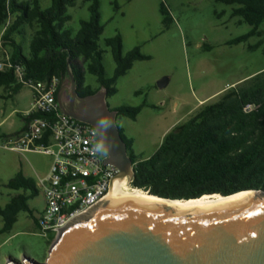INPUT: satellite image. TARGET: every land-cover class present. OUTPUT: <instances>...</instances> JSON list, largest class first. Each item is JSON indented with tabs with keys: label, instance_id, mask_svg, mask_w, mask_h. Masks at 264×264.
<instances>
[{
	"label": "trees",
	"instance_id": "obj_1",
	"mask_svg": "<svg viewBox=\"0 0 264 264\" xmlns=\"http://www.w3.org/2000/svg\"><path fill=\"white\" fill-rule=\"evenodd\" d=\"M85 1L91 3V18L81 21V29L74 35L66 27L72 20L68 11L75 6L74 0H51L46 9L40 0H0V26L14 18L2 36L4 45L11 50L9 59L13 66L0 70V88L7 89L9 97L22 89L17 85V67L26 78L37 81L58 77L61 87L66 81L72 84L74 75L79 97L105 89L109 98L118 93V80L127 75L136 62L151 59L141 52V46L124 54L123 38L117 34L105 40V48L111 50L116 64L113 76L107 77L106 50L100 45L105 31L99 12L100 0ZM215 1L231 7V18H240L241 23L251 27L248 33L226 45L237 46L259 38L257 44L249 45V50H262L264 54V0ZM161 14L163 24L168 27L171 18L164 5ZM25 27L36 28L27 53L16 40L17 35H25ZM87 75L97 77L98 89L87 84ZM253 104L259 108L245 113L244 108ZM146 106H121L111 110L117 111L118 118L136 120ZM29 119H25L27 123ZM120 132L133 160L132 186L135 189L172 200H191L212 194L228 197L251 190L264 192V71L227 89L218 101L204 105L188 121L176 125L151 157L135 155V139L128 137L121 127ZM6 187L18 194L6 206H0L3 220L0 235L13 230L20 213L33 215L29 202L39 195L37 182L23 172L12 178Z\"/></svg>",
	"mask_w": 264,
	"mask_h": 264
},
{
	"label": "rangeland",
	"instance_id": "obj_2",
	"mask_svg": "<svg viewBox=\"0 0 264 264\" xmlns=\"http://www.w3.org/2000/svg\"><path fill=\"white\" fill-rule=\"evenodd\" d=\"M40 1L44 9L51 5V0ZM74 1L75 6L68 11L72 20L66 27L75 35L81 29V21L91 18V3ZM162 5L171 18L168 27L163 24ZM231 10L215 0H100L99 12L105 26L100 45L106 50L107 77L113 76L116 64L111 50L105 48L106 39L120 34L124 54L141 46V52L151 57L136 62L133 69L118 80V93L107 98L110 109L147 104L136 120L117 118L126 135L135 139V155L151 157L176 125L188 121L204 105L218 101L224 89L235 87L264 71L262 50H249V45L257 44L259 38L237 46L226 45L251 29L248 24L241 23L240 18H231ZM221 13L225 14L219 17ZM13 20L0 26L1 62L11 55L2 36ZM35 29L25 27V35L16 36L26 53ZM164 78L169 82L161 89L158 83ZM86 82L93 89L99 88L95 76L87 75ZM64 85L70 92V82L66 81ZM22 89L15 97L0 99V108L5 111L4 115L0 114V123L5 120L4 131L18 128L21 120L17 113L30 105L32 91ZM3 93L8 95L9 91L1 88L0 94ZM202 101L205 103L201 104ZM51 165L52 158L48 155L12 152L0 147V206H6L18 194L6 185L19 172L39 182L49 175ZM29 204L33 215L20 213L13 230L0 235V264H6L11 257L21 260L23 255L44 262L56 240L57 236H45L37 225L45 206L42 191ZM2 227L0 216V230Z\"/></svg>",
	"mask_w": 264,
	"mask_h": 264
},
{
	"label": "water",
	"instance_id": "obj_3",
	"mask_svg": "<svg viewBox=\"0 0 264 264\" xmlns=\"http://www.w3.org/2000/svg\"><path fill=\"white\" fill-rule=\"evenodd\" d=\"M71 81L69 102L65 86L58 95L62 111L97 129L107 164L119 170L115 180L133 181V160L107 91L81 98L74 75ZM168 82L162 79L159 88ZM245 192L172 200L111 189L102 205L58 233L44 262L23 255L6 264H264V192Z\"/></svg>",
	"mask_w": 264,
	"mask_h": 264
},
{
	"label": "built area",
	"instance_id": "obj_4",
	"mask_svg": "<svg viewBox=\"0 0 264 264\" xmlns=\"http://www.w3.org/2000/svg\"><path fill=\"white\" fill-rule=\"evenodd\" d=\"M12 66L9 58L0 62V70ZM15 72L17 85L32 91L31 107L24 113L30 119L19 133L4 134L0 130V147L52 158L50 174L37 183L45 200L37 225L45 236H57L73 221L102 205L100 201L118 183L115 178L119 170L107 164L108 155L97 129L62 111L58 100L61 89L58 77L37 81L26 78L20 67ZM258 108V105H248L244 112ZM132 182L127 178L125 189L136 190Z\"/></svg>",
	"mask_w": 264,
	"mask_h": 264
},
{
	"label": "crops",
	"instance_id": "obj_5",
	"mask_svg": "<svg viewBox=\"0 0 264 264\" xmlns=\"http://www.w3.org/2000/svg\"><path fill=\"white\" fill-rule=\"evenodd\" d=\"M1 89V88H0ZM5 89V88H4ZM23 89H21L19 92H17L16 94H14L12 97H15L16 95H18L21 91H22ZM227 89H224L222 92H225ZM9 95V94H8ZM8 95H5L4 93L3 94H0V99L2 98V99H8V98H12V97H9ZM32 97V96H31ZM31 103H32V98H31V100H30V105H29V107L26 109V110H24L23 112H20V113H17V116L20 118V120H21V124L18 126V128H16V129H14V130H11V131H4V130H2V127H3V125H4V123H5V120H3V122H1L0 123V130H1V132L2 133H4V134H15V133H19V132H21V131H23L25 128H26V126H27V122H26V117L24 116V113L26 112V111H28L29 109H30V107H31ZM205 102L204 101H202L201 102V104H204ZM4 113H5V111L2 109V108H0V114L1 115H4ZM51 170V169H50ZM50 174V173H49ZM47 177V176H46ZM45 177V178H46ZM31 178V177H30ZM37 183H38V181H36Z\"/></svg>",
	"mask_w": 264,
	"mask_h": 264
},
{
	"label": "bare ground",
	"instance_id": "obj_6",
	"mask_svg": "<svg viewBox=\"0 0 264 264\" xmlns=\"http://www.w3.org/2000/svg\"><path fill=\"white\" fill-rule=\"evenodd\" d=\"M127 186L125 185V181H118V183L114 186V188L113 189H118V188H123V189H125ZM134 191H136L137 193H139L140 195H144V196H149V197H153V198H158V197H155V196H153V195H151V194H148L147 192H144V191H142V190H139V189H136V190H134ZM256 193L255 192H245V195L246 196H253V195H255ZM217 198H222L221 196H218V195H216V196H212V197H210V196H204V197H202V198H200V199H195V200H207V199H217Z\"/></svg>",
	"mask_w": 264,
	"mask_h": 264
},
{
	"label": "flooded vegetation",
	"instance_id": "obj_7",
	"mask_svg": "<svg viewBox=\"0 0 264 264\" xmlns=\"http://www.w3.org/2000/svg\"><path fill=\"white\" fill-rule=\"evenodd\" d=\"M63 86H65V85H63ZM70 94H71V91L70 92L69 91H65L63 93V99H64L65 102H69V100H70Z\"/></svg>",
	"mask_w": 264,
	"mask_h": 264
}]
</instances>
